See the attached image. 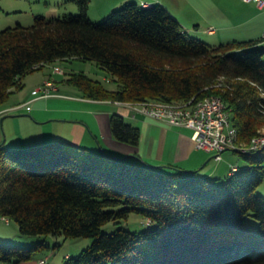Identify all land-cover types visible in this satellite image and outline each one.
<instances>
[{"label":"trees","instance_id":"trees-1","mask_svg":"<svg viewBox=\"0 0 264 264\" xmlns=\"http://www.w3.org/2000/svg\"><path fill=\"white\" fill-rule=\"evenodd\" d=\"M73 1L76 14H37L28 25L0 29V107L29 72L78 58L115 78L108 90L82 72L67 75L87 97L182 101L216 94L230 108L237 144L258 135L264 116V46L258 40H200L158 3L123 2L96 22L87 16L89 0ZM109 128L116 140L137 144L139 128L120 114H110ZM231 150L245 165H231L232 173L218 181L61 139L0 144V216L25 236L92 238L61 264H264V197L255 192L264 178V145ZM131 212L148 225L102 231ZM248 217L256 224H246ZM44 244L0 240V261L28 260Z\"/></svg>","mask_w":264,"mask_h":264},{"label":"crops","instance_id":"crops-1","mask_svg":"<svg viewBox=\"0 0 264 264\" xmlns=\"http://www.w3.org/2000/svg\"><path fill=\"white\" fill-rule=\"evenodd\" d=\"M164 1L143 0L140 5L161 4L187 33L200 31L198 19L192 18L195 22H191L193 26L189 28L191 24L185 20L186 16L175 14H182L185 3L189 0ZM33 13V16L41 14L38 11ZM16 22L23 24L19 19ZM208 29L211 30L210 33L207 32ZM201 39L209 43L252 39L258 40V46L263 47L264 5L257 8L253 2L242 0H201ZM65 60L70 59L53 60L23 76L20 87L13 90L10 99L7 97L1 105L0 124L6 120V116H14V125L18 127V139L12 138L11 143L14 144L9 145H27L61 139L95 152L104 151L115 156L136 154L150 165L170 164L182 170H196L198 174L203 171L201 175L207 176L215 172L217 162L213 165L215 169L202 170L213 155L205 158L207 152L194 146L191 129L172 126L141 113L131 116L132 112L126 107L115 105L107 99L87 97L80 87L66 81L67 75L52 72L53 66L59 67ZM47 78L55 82L56 90L48 96H41L39 86ZM18 104L24 105L10 109ZM25 105L29 108L26 109ZM20 110L29 111L31 114H8ZM111 113L120 114L126 122L130 121L139 128L137 144L130 145L112 136L109 128ZM20 116L26 117L22 119ZM220 156V159L213 160H222V152ZM228 163V167L222 168L225 170L222 174L226 176L232 173L229 170L230 165L238 168L245 165L243 161L237 163L229 160Z\"/></svg>","mask_w":264,"mask_h":264},{"label":"rangeland","instance_id":"rangeland-1","mask_svg":"<svg viewBox=\"0 0 264 264\" xmlns=\"http://www.w3.org/2000/svg\"><path fill=\"white\" fill-rule=\"evenodd\" d=\"M127 1H133L137 4L143 2V0H89L87 7V16L92 21H100L109 13L110 10ZM46 2H48L49 4ZM36 11L40 12V15H43L45 17L61 16L66 13L76 14L78 12V7L73 0H0V29L7 25L13 24L18 19L23 23V25H28L32 22V14H35L33 12ZM185 13L186 15H184ZM175 14L179 16H186L185 20H187L188 22H190L189 24H191L189 25V28H191L193 26V23L195 22L192 21V18L193 20L198 19L200 31H198L197 33L188 31V34L201 40V0H189V2L185 3L182 14ZM207 32L210 33L211 30L208 29ZM262 60L264 61V55L262 56ZM59 67L62 69V75L64 74L66 76L73 72H82L87 77L98 80L102 84V86H104L108 90L115 87V78L109 75L104 69L97 67L96 64L91 60L73 58L70 60L62 61ZM216 86L218 87L219 84H216ZM12 93L13 92L8 95V100L10 99ZM107 100L109 101L110 99ZM18 113H26L29 115L31 114L29 111L21 110L13 111L8 114ZM13 117L14 116H6V120L0 124V144L5 147L17 146L9 145L14 144L11 143L12 138L16 140L18 139V127L17 125H14ZM25 117L26 116H20V118L22 119H25ZM262 121L263 122L257 129L258 135L255 136L259 137L260 139L261 137H263L262 139H264V116L262 118ZM129 123L132 124V122L130 121ZM21 125H23L22 122ZM248 144L249 143L242 145ZM210 155H212V153L207 152L205 158H208ZM229 160L237 163L242 162V159L237 152L224 150L222 151V160L214 161L211 157L207 161V164L204 165L202 170L211 171L214 168L213 165L215 164V162H217V168L214 173H211L210 176L217 178L218 181L223 180V178L226 177V174H222V172H225V170H222V168L228 167ZM201 173H203V171H199V175H201ZM255 192L264 197V178L256 187ZM148 223L149 220L147 218H143L138 214L131 212L124 219H118L117 221H110L104 224L101 229L106 233L112 232L117 227L126 228L131 231H138L148 225ZM245 223L249 225H255L256 221L252 217H248L245 220ZM0 240L9 242L13 245L24 247L35 245L37 241L45 243L44 246L33 252L30 259L21 261L16 264H36L38 259L43 258L44 256L47 257V261L45 262V264H61L65 257L75 256L82 249L88 246L92 241V238H64L62 235L53 236L50 234L36 235L35 237L30 235L25 236L21 235L18 232L16 223L14 221L9 220L6 223L0 220ZM0 264L4 263L0 261Z\"/></svg>","mask_w":264,"mask_h":264},{"label":"built area","instance_id":"built-area-1","mask_svg":"<svg viewBox=\"0 0 264 264\" xmlns=\"http://www.w3.org/2000/svg\"><path fill=\"white\" fill-rule=\"evenodd\" d=\"M244 2H253L257 8H262L264 0H242ZM52 72L62 73L58 66L52 67ZM216 86V84H215ZM41 96H48L56 90L55 82L47 78L39 86ZM109 102L126 107L132 112L141 113L145 116L162 120L172 126L186 127L192 130L191 138L194 146L201 148L206 152H211L213 158L218 160L220 154L226 149H237L242 152L260 148L264 139L261 137H252L248 145L236 143V129L229 120L230 108L226 102L216 94H205L198 98L191 96L182 101H163L157 99L140 100H109ZM24 104H18L10 107L17 109ZM28 109L29 106L25 105ZM9 109V110H10ZM235 166L232 165L231 169ZM7 221V218L0 216ZM46 257L38 259L36 264H45Z\"/></svg>","mask_w":264,"mask_h":264},{"label":"water","instance_id":"water-1","mask_svg":"<svg viewBox=\"0 0 264 264\" xmlns=\"http://www.w3.org/2000/svg\"><path fill=\"white\" fill-rule=\"evenodd\" d=\"M1 120V119H0Z\"/></svg>","mask_w":264,"mask_h":264}]
</instances>
